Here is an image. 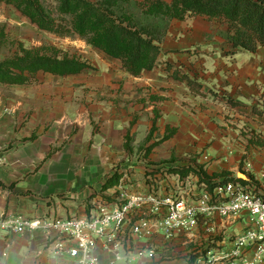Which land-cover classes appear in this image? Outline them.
I'll use <instances>...</instances> for the list:
<instances>
[{
    "label": "crops",
    "instance_id": "0c3cea01",
    "mask_svg": "<svg viewBox=\"0 0 264 264\" xmlns=\"http://www.w3.org/2000/svg\"><path fill=\"white\" fill-rule=\"evenodd\" d=\"M229 31L228 21L206 15L173 19L157 65L140 76L99 49L93 53L101 59L97 64L88 61L87 51L92 68L82 73H41L80 77L83 101L74 107L66 102L68 86L34 85L40 73L28 84L0 83L20 92L39 88L43 93L35 98L46 104L33 110L21 94L12 99L0 90V215L81 212L87 199L117 183L129 165L119 162L132 153V136L144 141V158L151 162L193 155L215 180L242 172L264 190V46L237 51ZM184 76L199 83V90ZM57 92L67 96L58 111ZM99 93L112 98L93 97ZM28 109L34 112L27 115ZM40 237L48 242L41 230L0 231V264H16L29 252L42 263L58 264L46 244L40 250L26 243ZM98 254L101 264H109L107 254Z\"/></svg>",
    "mask_w": 264,
    "mask_h": 264
},
{
    "label": "built area",
    "instance_id": "2783aa9c",
    "mask_svg": "<svg viewBox=\"0 0 264 264\" xmlns=\"http://www.w3.org/2000/svg\"><path fill=\"white\" fill-rule=\"evenodd\" d=\"M260 177L264 179V165ZM168 178L176 183L172 193L163 194L150 183L145 193H138L132 191L138 185L136 177L123 169L117 183L87 199L81 212L61 214L52 209L38 217L4 213L0 231L41 230L54 258H69L71 264H101L99 250L108 255L109 264H146L157 256L148 244L152 238L171 240L186 234L192 239L202 227L220 237L214 245L207 243L194 264L264 262L263 188L254 182L229 181L211 192L198 176ZM244 218V226L231 234V227Z\"/></svg>",
    "mask_w": 264,
    "mask_h": 264
},
{
    "label": "trees",
    "instance_id": "16d2710c",
    "mask_svg": "<svg viewBox=\"0 0 264 264\" xmlns=\"http://www.w3.org/2000/svg\"><path fill=\"white\" fill-rule=\"evenodd\" d=\"M0 2L14 5L40 29L61 37L78 36L88 46L120 59L123 68L133 76H140L144 70L157 65L160 43L171 21L189 15L228 21L230 31L226 36L237 51L255 52L259 46H264V0H53V9L42 0ZM91 68L88 61L80 57L27 52L0 61V82L28 84L40 72L67 76ZM183 79L188 80L192 90H199V83L188 76ZM184 170L185 167L170 169L173 174L182 176L188 169ZM202 178L211 192L229 181L254 182L252 178L244 180L237 176L215 180L207 174Z\"/></svg>",
    "mask_w": 264,
    "mask_h": 264
},
{
    "label": "rangeland",
    "instance_id": "374dc122",
    "mask_svg": "<svg viewBox=\"0 0 264 264\" xmlns=\"http://www.w3.org/2000/svg\"><path fill=\"white\" fill-rule=\"evenodd\" d=\"M43 3L49 7H54L53 0H42ZM171 1V0H168ZM91 50L92 60L87 58V51ZM86 51V52H85ZM96 51H99L96 48L88 46L86 41L81 39L78 36H66L61 37L49 31L40 29L37 25L33 24L31 20L22 15L14 5L7 4L4 2H0V61H3L5 58H12L15 56H23L27 52L32 53H41V54H53L57 53L60 57L63 56H76L80 57L83 60L90 61L93 63L100 61V57L96 56ZM94 57V58H93ZM44 72H40V80L37 84H49L53 86L65 85L68 86L72 91L69 94L70 98H66V102H71L70 107L76 106L79 101H83V92H78L79 90H83V81L78 80V78H60L58 76H52L48 74H41ZM93 73V72H92ZM76 79V80H75ZM1 83V82H0ZM22 92L12 90L11 88L0 86L1 93H7L11 96L12 99H15V95H22L23 100L25 101V106L28 108H35L38 106V109H43L46 104H42V102H37V98L35 96L38 93L41 94L43 92H39V88L36 91H33V87H23ZM62 94L56 93V104L55 108L58 111V108L63 107L59 101L65 100L66 94L60 97ZM100 99H111V96L106 94L103 97H100V93L97 96ZM41 99V98H40ZM42 100V99H41ZM27 110V115L32 114L33 110ZM69 110V109H67ZM144 141H136L135 136L129 137L128 143L132 146V153L126 158L122 159L119 163H128L126 168L129 171V175L136 177L137 186L132 188V191L138 193H145L149 187V183L154 186V188H159L163 194H170L174 191L176 183L174 179H169L168 176H173V172L170 171L172 167H185L187 173L186 176H198L199 180L202 181V177L207 175L205 164H199L197 159L192 156H184L182 158L172 160V161H159V162H151L147 158H144ZM140 146V149L138 148ZM173 164H172V163ZM249 161H247L248 164ZM250 163V162H249ZM251 164V163H250ZM140 166V168H139ZM137 167V168H135ZM250 167V166H248ZM189 168L191 170H189ZM131 170V171H130ZM136 175V176H135ZM150 177L151 179H147ZM254 183L258 184L259 182L253 178ZM148 181V182H147ZM157 189V190H159ZM246 222V218L244 221H241L237 224L236 227H231L230 233H234L239 231L244 223ZM199 232L196 234V238L192 236V239L188 237V235H178L171 240H165L163 238L154 237L149 241V245L153 246L156 250L157 256L156 258L149 263L146 264H194V260L199 254H204L206 252V245L208 242L214 245V240L219 239V232H215L212 236V233H208L204 228H200ZM216 235V236H215ZM28 239L26 243L33 244L37 249L42 250L46 246L50 245V242L46 241L44 237ZM145 239L143 240V242ZM47 249V247L45 248ZM40 250L37 252L39 255ZM47 252V250H45ZM24 254L22 260L16 262V264H44L45 262H40L39 258L35 256H29ZM51 254V252H50ZM195 254V255H194ZM42 256H45L43 254ZM53 256V255H52ZM43 257V261H44ZM56 260V258H55ZM58 264H71V261L68 258H59L57 259ZM10 264V259H9ZM11 264H15L12 263ZM47 264V263H45ZM264 264V262L262 263Z\"/></svg>",
    "mask_w": 264,
    "mask_h": 264
},
{
    "label": "water",
    "instance_id": "95a60500",
    "mask_svg": "<svg viewBox=\"0 0 264 264\" xmlns=\"http://www.w3.org/2000/svg\"><path fill=\"white\" fill-rule=\"evenodd\" d=\"M238 177H239V178H242V179H245V180L247 179L246 176H245L242 172H240V173L238 174Z\"/></svg>",
    "mask_w": 264,
    "mask_h": 264
}]
</instances>
